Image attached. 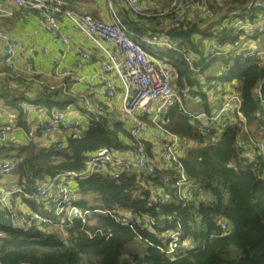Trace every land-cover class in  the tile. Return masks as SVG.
Listing matches in <instances>:
<instances>
[{"label":"trees","instance_id":"trees-1","mask_svg":"<svg viewBox=\"0 0 264 264\" xmlns=\"http://www.w3.org/2000/svg\"><path fill=\"white\" fill-rule=\"evenodd\" d=\"M247 1L250 0H223L218 7L220 19L208 26L170 25L167 29L186 50L200 57L195 64L200 68L199 73L191 69L182 52L144 44L155 56L169 60L178 88L192 93L197 90L201 94L204 110L209 111L208 96L200 77L208 61L196 34L203 39L216 32L221 43H234L238 37L222 27L225 20L241 18L254 24L264 14L261 6H244ZM124 23L128 24L126 20ZM135 25L133 32L143 34L144 28ZM258 34L255 31L252 38L257 39ZM223 63L229 67L225 79L236 81L248 126L264 141V105L256 95V88L264 79L261 60L233 56ZM70 102L65 99L47 104L65 106ZM165 117L167 131L194 142L182 158L187 175L199 185L193 198L180 199L174 182L164 183L160 172L153 176L124 172L119 178L101 174L79 178L75 187L76 203L83 210L91 211L88 223L84 226L80 218H74L62 229L33 227L29 230L0 224L4 231L0 236V264H264V155L255 154L252 160L243 156L239 146L243 138L241 122L226 128L213 141L212 132L193 124L179 107L169 108ZM64 143L61 149L39 147L34 142L18 147L16 183H22L27 173L46 176L62 170H80L88 155L99 148L132 149L137 139L122 122H110L103 117L89 125L82 138L68 137ZM145 144L150 149L151 143L145 141ZM4 150L12 149L1 146L0 159ZM143 181L168 191L173 201L169 204L153 201ZM120 209L147 215L152 220L153 231L150 226L133 231L103 212ZM223 223L227 225L226 230L222 228ZM98 228L106 235L91 238L86 232ZM173 231L180 232L181 246L176 258L171 259L164 248L169 243L167 234ZM139 234L147 241L139 239Z\"/></svg>","mask_w":264,"mask_h":264},{"label":"built area","instance_id":"built-area-1","mask_svg":"<svg viewBox=\"0 0 264 264\" xmlns=\"http://www.w3.org/2000/svg\"><path fill=\"white\" fill-rule=\"evenodd\" d=\"M17 8L33 11L39 24L52 33L56 40L65 44V54L74 50L72 36L62 28L61 19L66 17L72 25L81 31L92 43L98 52V70L93 75H80L72 73L75 82L102 84L108 100L120 98V109L131 120L130 134L137 139L134 148L126 150H113L101 147L90 153L85 165L80 170H62L54 175L35 176L27 173L22 183H16V162L18 160L5 159L0 162V224H7L13 229L29 230L33 227L47 229H62L66 223H71L74 218H80L82 224H87L90 210H83L76 203L78 194L76 184L79 178L92 174H101L119 178L124 172L145 173L156 175L162 173L164 183L174 182L177 195L180 199L188 201L199 190V185L191 180L186 173L182 158L194 146V142L185 139L164 128L168 123L165 117L169 108L179 107L193 124L199 125L212 132V140H218L221 133L237 122L243 125V138L239 146L243 156L252 160L256 155H264V141L260 135L251 129L242 112V98L236 89V81L228 82L227 87H218L221 93L219 108L216 111L202 110L201 112L187 111L184 103L190 100L194 103L202 102L201 94L191 92L189 89H180L175 84L176 73L167 58H160L147 50L144 44L163 49H174L182 52L194 72L199 73L200 68L195 64L200 57L186 50L178 40L171 35L159 32H147L141 35L131 33L121 17L118 15L117 3L128 10L135 19L161 17L169 18L172 27H189L197 24L201 27L216 23L221 14L218 7L223 0H170L162 9L145 5L143 0H108L111 20L105 21L95 18L89 13H81L66 7L63 0H6ZM244 6L264 8V0H250ZM247 20V19H246ZM246 20L223 22L222 27L231 30L237 40L232 43H221L220 37L215 34L208 46L209 59L224 57L225 59L238 56L242 59L259 58L264 67V48L260 49L248 43L255 31L264 32V20L260 18L254 24L245 26ZM248 22V21H247ZM262 22V23H261ZM246 24V22H245ZM220 27V26H219ZM138 36V38H136ZM7 35L0 30V39ZM197 37H200L196 34ZM63 54L54 61L57 74L65 76L62 71ZM82 57L77 65L82 66L83 61L91 62L94 54L90 50L82 51ZM3 62L7 69L15 71L22 64L32 70L34 63L22 56L14 44L5 48ZM229 72L228 65H223L221 73L226 76ZM2 75V73H0ZM14 78H21L17 73ZM203 82V77H200ZM264 79L256 88V95L264 105ZM39 86L47 94L52 95L55 87L39 80ZM62 91L67 93L66 86ZM203 91L209 96L211 87L203 86ZM79 104L83 109L90 125L101 121L106 114L104 105L94 102L90 95H83ZM23 114L35 112L44 122L29 132L33 137L38 130L46 135L57 136L64 134L68 137L82 138L84 127L75 121L70 109H48L45 106H36L35 102L24 100L20 103ZM155 125L161 132L153 136V140L146 137L149 129ZM17 128L15 122L0 123V135L10 136ZM65 139H56L49 148L61 149ZM146 142H150V149ZM2 143L0 141V147ZM145 189L155 202L169 204L173 197L168 191L152 183L144 182ZM29 202L36 205L31 207ZM99 211V210H96ZM115 221L127 226L133 231L138 227L143 230L151 225L152 220L141 216L129 209L103 211ZM148 225V226H147ZM227 229L225 223L222 224ZM150 230L153 231L152 226ZM91 238L98 234L106 235L102 228L95 231L86 230ZM4 231L0 229V236ZM169 238L165 253L171 258H176L179 247L180 232L173 231L167 234ZM139 239H143L138 235ZM147 241L146 239H143ZM24 264V263H22Z\"/></svg>","mask_w":264,"mask_h":264},{"label":"crops","instance_id":"crops-1","mask_svg":"<svg viewBox=\"0 0 264 264\" xmlns=\"http://www.w3.org/2000/svg\"><path fill=\"white\" fill-rule=\"evenodd\" d=\"M63 1L66 7L74 11L89 13L95 18L105 21L111 20L108 0ZM143 1L147 6L154 5L152 0ZM116 5L118 15L123 22L124 20L128 22V24H124L131 33H135L133 30L137 27L135 25L137 23L141 29L144 28V33L159 32L169 34L167 31H158L160 27L150 24L149 21L159 17L134 19L121 4L117 3ZM239 20L242 19H236V21ZM245 22V26L251 24L248 19ZM61 24L64 31L72 36L74 50L71 54H65V44L60 40H56L52 33L39 24L33 11L17 8L6 0H0V30L7 35L5 39H0V73H2L0 75V123L15 122L17 124V128L10 136L0 135L2 147H10L12 149L10 151L4 150L0 162L5 159L18 160L16 159L19 152L18 147L30 142H34L39 147L48 148L56 139L61 140L66 138L64 134L49 136L41 130H38L33 137H30L29 132L43 123L44 119L35 112H30L29 115L23 114L20 103L24 100L40 103V105L48 109H70L72 110L71 115L73 119L84 127H88L90 123L79 104V100L83 95H90L94 102L104 105L106 110V114L103 116L104 119L112 122L120 117H117L112 112V109H120L119 97L114 100H108L102 84L97 82H75L72 79V73L74 72L80 75H93L98 70V52L93 47L91 41L72 25L66 17H62ZM248 43L260 49L264 48V42H261L260 44L263 46L259 47L257 39H250ZM11 44L16 45L17 51L34 63L32 70L27 69L24 64L20 65L15 71L6 68L3 62V55L5 48ZM85 50L92 51L94 59L91 62L83 61L82 66L79 67L77 62L82 57V51ZM63 54L65 55L63 57L62 71L67 73L65 76L57 74L54 65L55 59L61 57ZM17 73L21 74V78H14V75ZM40 79L55 87L52 95L47 94L40 88L38 84ZM63 86H66L67 93L62 91ZM220 97V92L218 93L216 89H211L207 100L209 111H216L219 108ZM65 99L71 101L69 105L52 104L49 106L47 104L48 101L53 103ZM127 123H131L129 117H127ZM153 132L154 129H149L146 137L153 140Z\"/></svg>","mask_w":264,"mask_h":264},{"label":"rangeland","instance_id":"rangeland-1","mask_svg":"<svg viewBox=\"0 0 264 264\" xmlns=\"http://www.w3.org/2000/svg\"><path fill=\"white\" fill-rule=\"evenodd\" d=\"M154 2V5H152V7H156L158 9H162L165 6H167L170 2V0H152ZM262 14V12H260V15ZM262 21L264 20V14L261 17ZM236 18L232 19V22H235ZM150 24H153L157 27H160V30L158 31H164L166 32L167 29H169L170 27V21L169 18H156L153 19L152 21H149ZM262 23V22H261ZM197 39L200 40V45H201V49L203 51V53H205V55L207 56V50H208V46L212 40V37L208 36L205 38H201V37H197ZM258 40V46H263L262 44H260L261 42H264V32L258 34L257 37ZM225 57V56H224ZM224 57H217L214 59H209L207 56V65L206 68L204 70V75H203V82H205L203 84V86L208 85L209 87H211V89H217L218 87H226V84H228L229 80L225 79V76L221 73V68L223 66V60ZM210 75L211 78L206 79L205 76ZM36 106H40V103H35ZM184 106L186 108L187 111L190 112H201L202 110H204L203 104L201 102L198 103H194L190 100H186L184 103ZM112 112L114 114L120 117L117 118V121H120L123 123V125L126 127V129L129 130V128L132 126V123H127V116L124 114V112L122 110H120L119 108L117 109H112ZM125 120H124V119ZM130 126V127H129ZM154 128V132L153 135L156 136L159 132H161V130H159L155 125H151ZM135 245H139L142 247L141 244L136 243Z\"/></svg>","mask_w":264,"mask_h":264}]
</instances>
